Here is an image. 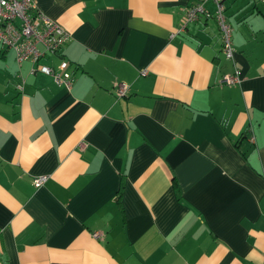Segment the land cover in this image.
<instances>
[{
  "label": "crops",
  "instance_id": "crops-1",
  "mask_svg": "<svg viewBox=\"0 0 264 264\" xmlns=\"http://www.w3.org/2000/svg\"><path fill=\"white\" fill-rule=\"evenodd\" d=\"M34 1L73 82L0 44V264H264V4L225 0L229 86L196 0Z\"/></svg>",
  "mask_w": 264,
  "mask_h": 264
},
{
  "label": "built area",
  "instance_id": "built-area-1",
  "mask_svg": "<svg viewBox=\"0 0 264 264\" xmlns=\"http://www.w3.org/2000/svg\"><path fill=\"white\" fill-rule=\"evenodd\" d=\"M254 1L264 4V0ZM209 2L214 4L212 14L207 10ZM201 15H212L215 18L221 33L222 52L234 66L232 73H224L221 76L220 83L229 86L239 84L241 73L234 60L232 29L226 15L225 0H196L184 9L183 28L199 19ZM69 39L70 33L39 10L34 0H0V44L14 51L18 64L31 62L37 70L51 75L57 85L67 89L72 85L73 74L69 70V61L60 55V52ZM46 55L60 56L57 68L39 64L40 59ZM141 73L146 74V70ZM17 87L22 90V82L18 83ZM113 90L117 97L126 96L130 85L118 82ZM46 179V175L36 176L33 178V184L41 186ZM99 235L94 233L95 237Z\"/></svg>",
  "mask_w": 264,
  "mask_h": 264
},
{
  "label": "rangeland",
  "instance_id": "rangeland-1",
  "mask_svg": "<svg viewBox=\"0 0 264 264\" xmlns=\"http://www.w3.org/2000/svg\"><path fill=\"white\" fill-rule=\"evenodd\" d=\"M230 25H231V23H230ZM231 29L233 30V25H231ZM231 35H232V33H231Z\"/></svg>",
  "mask_w": 264,
  "mask_h": 264
}]
</instances>
